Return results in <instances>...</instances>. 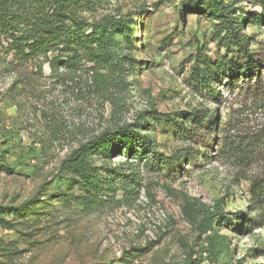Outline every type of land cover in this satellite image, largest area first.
I'll use <instances>...</instances> for the list:
<instances>
[{
	"label": "rangeland",
	"instance_id": "obj_1",
	"mask_svg": "<svg viewBox=\"0 0 264 264\" xmlns=\"http://www.w3.org/2000/svg\"><path fill=\"white\" fill-rule=\"evenodd\" d=\"M91 1V22L113 17L131 32L114 42L125 81L115 75L105 94L91 65L72 74L52 63L56 53L18 62L0 47V264H264V200L253 204L250 193L251 179L264 177V66L260 80L233 87L213 70L215 98L198 91L196 70L238 55L206 10L183 13L197 0ZM242 1L264 63V7ZM153 108L178 120L209 110L215 131L189 142ZM121 127L186 160L171 168L124 148L95 155L101 183L91 200L64 163ZM239 212L260 216L259 226L243 231Z\"/></svg>",
	"mask_w": 264,
	"mask_h": 264
},
{
	"label": "trees",
	"instance_id": "obj_2",
	"mask_svg": "<svg viewBox=\"0 0 264 264\" xmlns=\"http://www.w3.org/2000/svg\"><path fill=\"white\" fill-rule=\"evenodd\" d=\"M242 2L197 0L195 3H189L183 10V13L191 8L196 11L206 10L215 20V28L219 30L221 42L229 51L238 55L220 64L206 63V68L196 70L198 91H207L215 98L219 93L211 86L213 70L215 76L220 74L221 80L228 79L226 86L230 87L241 77L244 81L253 77L260 80L261 77L264 63L257 58L258 48L254 47L259 42L253 36L247 35L243 29L245 23L251 22V14H244ZM258 4L264 7V0ZM92 5L94 2L91 0H0V47L8 53H13L15 61L18 62L47 56L50 52L56 53L52 63L72 74L80 71L83 65H91L90 70L97 79V89L105 94L112 87L115 75L118 74V81H125L126 73L119 70L122 61L119 55L120 47H114V42L116 37L122 39L131 35V32L128 25L113 17L91 22L85 10ZM180 115L182 119L178 120L173 119L170 114L158 113L155 108L151 111L152 118L158 121L166 119L175 128V132L189 142H193L200 132L215 131L216 120L209 110ZM136 142L138 145H135ZM138 146L141 150L137 149ZM121 148H124L127 157L133 154L152 156L158 162H166L171 168L185 162L188 154L179 152L173 157H166L153 149L147 136L121 127L112 132H104L74 151L65 161L64 169L76 180V185L84 187L86 195L92 200V195L101 183L93 157L104 155L110 158L119 153ZM195 153L189 154L194 156ZM250 193L253 196V204H261L264 200V177L251 179ZM240 215L241 212L238 213V216ZM259 217L250 218L242 214L239 219L242 230L253 229L247 224L259 226ZM222 219L238 225L226 216ZM261 246H264V241H261Z\"/></svg>",
	"mask_w": 264,
	"mask_h": 264
}]
</instances>
